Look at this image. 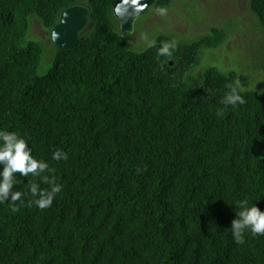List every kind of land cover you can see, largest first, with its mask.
<instances>
[{"label": "trees", "instance_id": "obj_1", "mask_svg": "<svg viewBox=\"0 0 264 264\" xmlns=\"http://www.w3.org/2000/svg\"><path fill=\"white\" fill-rule=\"evenodd\" d=\"M116 1L0 0V130L23 135L62 185L41 210L30 184L50 185L16 174L22 201L16 212L0 204V264H264V235L234 242L239 209L229 204L247 199L264 211V91L218 68L189 90L187 72L225 30L178 43L171 59L158 55L172 40L165 35L133 50ZM248 2L264 31V0ZM76 5L88 7L89 27L72 49L52 41L54 63L42 74L46 45L31 20L51 37ZM236 81L246 103L226 107ZM57 149L67 161L52 160Z\"/></svg>", "mask_w": 264, "mask_h": 264}, {"label": "rangeland", "instance_id": "obj_2", "mask_svg": "<svg viewBox=\"0 0 264 264\" xmlns=\"http://www.w3.org/2000/svg\"><path fill=\"white\" fill-rule=\"evenodd\" d=\"M156 9L153 6L147 10L137 20L134 32L128 33L129 48L146 49L145 35L150 40L165 35L179 43H192L210 35L213 28L224 29L226 39L223 44L202 50L198 64L187 72V88L197 90L206 70L218 68L226 73L249 75L250 89L264 90V31L248 0H175L167 17L163 18ZM31 24V36L43 40L46 45L40 66V72L44 74L54 63L55 47L39 18L34 17Z\"/></svg>", "mask_w": 264, "mask_h": 264}, {"label": "clouds", "instance_id": "obj_3", "mask_svg": "<svg viewBox=\"0 0 264 264\" xmlns=\"http://www.w3.org/2000/svg\"><path fill=\"white\" fill-rule=\"evenodd\" d=\"M133 3H138V0H133ZM156 12L162 18L167 17L168 8L158 7ZM143 39L147 42V47L156 46L155 39L150 40L147 35L143 36ZM178 43L176 39L162 42L158 48V55L171 59ZM227 87L229 91L223 97V105L235 108L246 103L245 96L241 94L239 81L229 83ZM68 158L67 153L62 149L52 153V160L56 162L67 161ZM53 171L54 169L46 160L37 159L32 155V148L23 135L14 131L0 130V204L11 202L12 211H18L16 202L22 201L23 194L20 191H14V186L19 183L16 179V174L19 173L23 177L29 175L39 177L42 183L50 185V190H43L40 183L33 182L29 190L34 198L32 203L36 207L41 210L51 207L53 200L62 191V185L50 178ZM229 204L234 205V209H239L235 211V218L230 226L236 244L243 245L248 233L253 237L264 235V211L256 203L250 206L247 199H240Z\"/></svg>", "mask_w": 264, "mask_h": 264}, {"label": "water", "instance_id": "obj_4", "mask_svg": "<svg viewBox=\"0 0 264 264\" xmlns=\"http://www.w3.org/2000/svg\"><path fill=\"white\" fill-rule=\"evenodd\" d=\"M158 0H117L114 5V15L120 23L121 33H133L137 20ZM90 12L86 5H76L67 8L54 27L51 39L61 49H72L79 45L81 33L87 28Z\"/></svg>", "mask_w": 264, "mask_h": 264}]
</instances>
